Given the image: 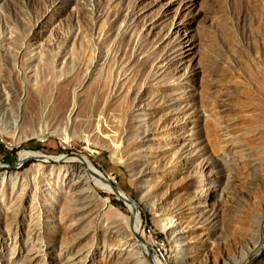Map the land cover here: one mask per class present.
I'll list each match as a JSON object with an SVG mask.
<instances>
[{
	"label": "rangeland",
	"instance_id": "obj_1",
	"mask_svg": "<svg viewBox=\"0 0 264 264\" xmlns=\"http://www.w3.org/2000/svg\"><path fill=\"white\" fill-rule=\"evenodd\" d=\"M22 150L135 205L78 160L0 167V264H264L238 260L264 213V0H0V161Z\"/></svg>",
	"mask_w": 264,
	"mask_h": 264
},
{
	"label": "bare ground",
	"instance_id": "obj_2",
	"mask_svg": "<svg viewBox=\"0 0 264 264\" xmlns=\"http://www.w3.org/2000/svg\"><path fill=\"white\" fill-rule=\"evenodd\" d=\"M219 109H222V107H220ZM41 133V132H39ZM46 138V137H45ZM3 141V140H1ZM6 144V148H11L14 147L15 144H11L8 143L7 141H5ZM42 154L40 151H32V150H22L19 152L18 155V161L19 165H22L23 163H25L26 161H29L31 159H38L39 157H42ZM51 161L50 162H59L60 160H78L83 162L86 165V173L89 175V179L93 182V185L97 188H104L106 190H108L111 193H114L119 199H123L129 202L128 207L129 209L132 211L134 209V203L130 202V200L127 199L125 193L118 187H115L111 184V182L109 181V179H107L106 177H104L98 170L94 169L88 162L86 159H84L83 157H75V156H50ZM90 162V161H89ZM0 166H4V163H2L0 161ZM21 167V166H20ZM19 168V167H17ZM7 177L3 178V180H5ZM133 212V211H132ZM251 220V219H250ZM171 221V220H170ZM130 222H132L131 225V233L132 236H136V237H140V220H139V216L138 214H135L131 217ZM252 222H253V232H252V244L251 245H246L248 243H245L244 246L240 247L239 251H240V258H238V260H243L242 257H244V249L243 248H248L250 251H252L253 253H257L260 248L262 247V240H263V228H264V213L259 214L256 217H252ZM168 224V223H167ZM171 224V222H170ZM245 249V250H246ZM143 250V248H142ZM145 251V248L144 250ZM248 251V250H246ZM146 254V251H145ZM164 257V256H162ZM165 261V260H164ZM187 261V260H186ZM153 263L154 264H163L161 262V260L159 258H153ZM234 263H236V260H234ZM186 264H189L188 262ZM231 264V263H230ZM232 264H233V260H232Z\"/></svg>",
	"mask_w": 264,
	"mask_h": 264
},
{
	"label": "water",
	"instance_id": "obj_3",
	"mask_svg": "<svg viewBox=\"0 0 264 264\" xmlns=\"http://www.w3.org/2000/svg\"><path fill=\"white\" fill-rule=\"evenodd\" d=\"M39 160H42V161H47V162H50L51 161V159H50V156H48V155H46V154H42V157H39L38 158ZM60 161H62V160H60ZM2 162V161H1ZM27 162V161H26ZM2 163H4V162H2ZM24 164V163H23ZM22 164V165H23ZM22 165H19V162H16L15 163V165H9V164H6V163H4V166H0V167H5V168H15V167H20V166H22ZM263 233H264V228H263ZM264 247V244L262 245V247L261 248H263ZM261 248H260V250H261ZM259 253V252H258Z\"/></svg>",
	"mask_w": 264,
	"mask_h": 264
},
{
	"label": "built area",
	"instance_id": "obj_4",
	"mask_svg": "<svg viewBox=\"0 0 264 264\" xmlns=\"http://www.w3.org/2000/svg\"><path fill=\"white\" fill-rule=\"evenodd\" d=\"M42 142V141H41ZM8 150H10V151H12L13 150V147H11V148H7ZM159 252H161V251H159ZM160 254V253H159Z\"/></svg>",
	"mask_w": 264,
	"mask_h": 264
},
{
	"label": "trees",
	"instance_id": "obj_5",
	"mask_svg": "<svg viewBox=\"0 0 264 264\" xmlns=\"http://www.w3.org/2000/svg\"><path fill=\"white\" fill-rule=\"evenodd\" d=\"M115 203V202H114Z\"/></svg>",
	"mask_w": 264,
	"mask_h": 264
}]
</instances>
